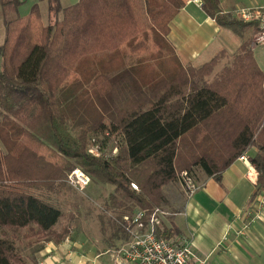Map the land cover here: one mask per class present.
Instances as JSON below:
<instances>
[{
	"label": "trees",
	"instance_id": "trees-1",
	"mask_svg": "<svg viewBox=\"0 0 264 264\" xmlns=\"http://www.w3.org/2000/svg\"><path fill=\"white\" fill-rule=\"evenodd\" d=\"M202 1L220 26L241 35L264 31L260 20L223 13L220 0ZM185 3L78 0L63 7L50 0L46 24L37 4L5 20L0 264H33L19 248L25 240L32 255L44 241L64 240L71 227L57 228L64 211L54 195L73 189L67 178L77 167L114 186L105 210L115 214L110 238L118 240L127 237L123 216L165 209L164 187L180 174L197 184L220 180L254 146L251 162L264 188V71L253 41L242 42L233 63L208 81L219 58L184 63L169 40ZM106 134L118 139L114 155L97 143ZM155 229L162 238L178 234L164 218Z\"/></svg>",
	"mask_w": 264,
	"mask_h": 264
},
{
	"label": "crops",
	"instance_id": "crops-1",
	"mask_svg": "<svg viewBox=\"0 0 264 264\" xmlns=\"http://www.w3.org/2000/svg\"><path fill=\"white\" fill-rule=\"evenodd\" d=\"M19 1L16 6L5 5V0H0V46L5 37V20L27 16L35 4L40 7L42 21L45 24L51 21L50 0ZM77 1L60 0L63 7ZM220 4L223 13H232L238 18L242 9H252L260 13L257 20L264 21V0H220ZM263 33L256 34L252 29L242 35L235 33L220 26L196 1L186 0L171 22L169 40L178 56L180 52L184 54V59L179 58L184 63H191L216 44L220 43L228 53H238L242 42L253 39L255 57L264 71V39L258 40ZM257 152L258 148L254 146L245 155L251 160ZM249 171V165L238 158L220 180L207 177L198 181V188L191 195L183 189H166L164 207L172 214L164 221L178 229L172 239L184 238L191 243L193 256L187 264H264V188L260 190L257 181L247 176ZM71 232L72 229L60 242L44 241L33 255V264L107 262L109 256L104 252L111 247L98 252L87 241H76Z\"/></svg>",
	"mask_w": 264,
	"mask_h": 264
},
{
	"label": "built area",
	"instance_id": "built-area-1",
	"mask_svg": "<svg viewBox=\"0 0 264 264\" xmlns=\"http://www.w3.org/2000/svg\"><path fill=\"white\" fill-rule=\"evenodd\" d=\"M194 1L199 7H204L202 0ZM239 17L244 21H252L257 20L260 13L252 9H242ZM260 39H264V33ZM91 151L99 154L96 148L91 149ZM241 159L250 167L247 176L256 182L258 172L256 168L253 169L254 165H252L251 160L246 155H243ZM182 177L187 194H193L197 190L198 184L186 172L183 173ZM67 182L72 187L82 190L92 182V179L77 167L68 174ZM132 185L137 188L136 184L133 183ZM170 214L168 210L156 207L150 212L138 209L132 214L123 216L120 225L127 237L118 246L109 248L104 252L105 255L109 256L105 264H187L193 256L189 240L162 238L156 233V225L160 224L162 219L167 218Z\"/></svg>",
	"mask_w": 264,
	"mask_h": 264
},
{
	"label": "rangeland",
	"instance_id": "rangeland-1",
	"mask_svg": "<svg viewBox=\"0 0 264 264\" xmlns=\"http://www.w3.org/2000/svg\"><path fill=\"white\" fill-rule=\"evenodd\" d=\"M260 38H258V40ZM251 40L253 41V39ZM179 54V56L184 59V54L182 52ZM236 55L237 53H228L222 49L219 43L211 47L200 58L192 61L190 64L200 67L203 63L211 60L215 56L218 57L219 62L214 67L212 74L206 77L208 81H212L219 75L224 67L230 66L233 63ZM96 140L99 145L103 146V151L107 153V155H114L117 153L116 143H118V139H116L115 136L110 137L106 134L105 136H99ZM72 188L71 190H62L60 193L54 195L64 211V217L57 224V228L61 229L63 226L69 225L72 229V238L76 241L80 239H82L81 241L83 242L87 241L88 244L94 246L95 250L98 252L105 248L118 246L122 240L110 238L112 233L110 218L115 214L113 211L105 210L108 197L114 191V186L92 181L85 189ZM167 188L168 190L173 189L175 191L183 189L187 193L181 174L178 180L164 187V193ZM72 214L74 215L73 218L71 217ZM101 217H103L104 222L101 220ZM26 244L27 241L25 240L18 245L29 262L33 260V255L31 253V247Z\"/></svg>",
	"mask_w": 264,
	"mask_h": 264
}]
</instances>
